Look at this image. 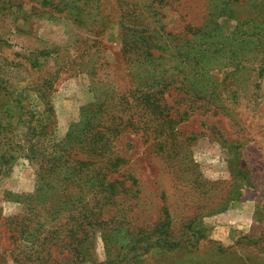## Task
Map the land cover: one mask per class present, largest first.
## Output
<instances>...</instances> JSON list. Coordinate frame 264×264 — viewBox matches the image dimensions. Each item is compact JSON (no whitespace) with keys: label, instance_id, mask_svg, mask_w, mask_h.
<instances>
[{"label":"rangeland","instance_id":"1","mask_svg":"<svg viewBox=\"0 0 264 264\" xmlns=\"http://www.w3.org/2000/svg\"><path fill=\"white\" fill-rule=\"evenodd\" d=\"M8 1L0 264H264V0H236L225 14L208 0L88 2L80 26L34 0ZM209 16L183 42L187 22ZM134 27L151 53L168 45L172 57L142 64L147 45L124 37ZM95 113L100 125L82 136ZM38 141H112L104 153L116 165L105 158L99 182L72 186L77 204L59 216L40 191Z\"/></svg>","mask_w":264,"mask_h":264},{"label":"trees","instance_id":"2","mask_svg":"<svg viewBox=\"0 0 264 264\" xmlns=\"http://www.w3.org/2000/svg\"><path fill=\"white\" fill-rule=\"evenodd\" d=\"M104 0H34V2L38 3L41 7L40 9L46 10L45 13L50 14V17H53L54 14H66V17H68L71 20H74L77 24L83 25L85 24L84 21V13L86 6L85 4L88 2H92L93 4H96L97 6L103 5ZM208 1H215V8H218L220 11L219 14H225L228 9L235 8L234 6H238V8H241V5H238V1L234 0H208ZM10 7H16L19 8V5H16V1L9 0ZM153 2V1H152ZM151 2V3H152ZM217 6V7H216ZM150 8V7H149ZM37 7L31 6V11L36 10ZM150 12V9H149ZM230 12V11H229ZM107 16L104 18H101L102 26H106L107 24ZM211 18L213 16L207 17V19L204 21L202 27L197 28L195 26H192L191 23L187 22V29L190 33L186 34L184 36L183 42H186L188 44H193L194 37L192 36L194 31L202 30V28H205L211 23ZM122 25V23H121ZM124 37L126 42H130V44L134 47L140 46V48L144 45L146 51L144 62L142 64H152L156 61H164L167 60L168 56L170 55L169 46L166 45V47H158V55H154L150 52L152 48H156L155 45H151L150 39L151 37L141 38L139 31L134 27V29H127L124 32ZM138 34V35H136ZM190 34H192L190 36ZM167 37H169L170 41H175L180 39L179 36L167 34ZM149 44V45H148ZM151 46V47H150ZM139 48V49H140ZM172 57V55H170ZM182 63H185L182 61ZM160 76L158 75V79L153 83L160 82ZM147 86V85H146ZM149 86V85H148ZM153 86V85H152ZM145 87V86H143ZM147 90L145 91V102L151 106V108H158L159 106V100L155 96L149 95V87H145ZM143 89V88H141ZM141 91V90H140ZM98 114L95 113L91 119H88L86 122V125L84 126V130H86L85 134H82V136H87L88 133L92 134L93 131L99 126L100 124H97L96 126L93 125L92 122H95L96 116ZM74 132H71V135L73 136ZM102 132L98 131L96 135H101ZM65 141L61 144H55L51 143L50 141H38L39 144H41V147H35L32 145L31 152H39V158L36 161L39 165L38 168V177H39V187L40 191H45V194L51 195L52 194L56 197L54 202L57 204L56 207H59V211H55L59 216H64L71 208H74L73 205L76 206L75 203H70L68 201L70 196L68 194L69 189L72 186L82 187L86 186L89 187L92 184L99 182V174L100 172H105L103 166H107L108 162H105L104 159H108V156L105 155L104 151L106 150L107 146L111 145L112 141H105L103 142L102 146H99V141H76L79 144V149L73 147L75 144V141ZM101 142V141H100ZM84 144H86V150L84 148ZM111 161V160H110ZM118 161V160H117ZM9 160H7L6 152L2 153L0 151V175L3 172H7L8 169V163ZM112 163V161H111ZM116 165V164H115ZM115 165L112 166L114 167ZM96 175V177H94ZM102 183H104V179L102 178L100 180ZM57 191V192H56ZM60 191V193H59ZM40 196V193H37L35 195V199ZM34 207V206H33ZM32 207V208H33ZM85 228L89 230V232L92 234L95 233V227L91 223H87L85 225ZM168 246V245H167Z\"/></svg>","mask_w":264,"mask_h":264}]
</instances>
